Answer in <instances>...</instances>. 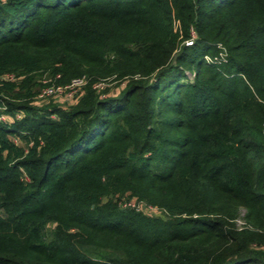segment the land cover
<instances>
[{
	"label": "trees",
	"instance_id": "1",
	"mask_svg": "<svg viewBox=\"0 0 264 264\" xmlns=\"http://www.w3.org/2000/svg\"><path fill=\"white\" fill-rule=\"evenodd\" d=\"M6 73L0 264H264V0H0Z\"/></svg>",
	"mask_w": 264,
	"mask_h": 264
},
{
	"label": "built area",
	"instance_id": "2",
	"mask_svg": "<svg viewBox=\"0 0 264 264\" xmlns=\"http://www.w3.org/2000/svg\"><path fill=\"white\" fill-rule=\"evenodd\" d=\"M191 42L192 41H189L188 43H191ZM0 79L13 80L15 79V75L11 73H6L3 75H0ZM84 82H85L84 78H76L72 81V83H70L69 85H65V86L47 84L41 89L39 96L41 98H47L49 96L66 93L67 96L71 97L78 90V88L82 84H84ZM2 119H5V118L2 117ZM132 204L135 205V203H132ZM237 222H238V225L240 226L245 224V221L242 218H239Z\"/></svg>",
	"mask_w": 264,
	"mask_h": 264
},
{
	"label": "rangeland",
	"instance_id": "3",
	"mask_svg": "<svg viewBox=\"0 0 264 264\" xmlns=\"http://www.w3.org/2000/svg\"><path fill=\"white\" fill-rule=\"evenodd\" d=\"M12 74V73H11ZM51 80V77L48 73H42V74H39L37 76V82H38V86H37V91H38V94H39V91L40 89H42L44 87V83H47L48 81L50 82ZM68 91V90H67ZM39 102L41 103H44V100H53L55 102H63L64 104H73L74 103V98L71 96H67L66 93H62V94H57V95H54V96H50L49 98H41L40 96L37 97ZM136 207L140 208L141 207V203H138V204H135ZM242 218V217H240Z\"/></svg>",
	"mask_w": 264,
	"mask_h": 264
}]
</instances>
